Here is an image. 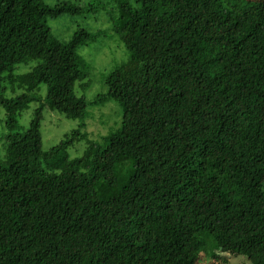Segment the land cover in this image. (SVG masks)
Wrapping results in <instances>:
<instances>
[{"label": "trees", "instance_id": "1", "mask_svg": "<svg viewBox=\"0 0 264 264\" xmlns=\"http://www.w3.org/2000/svg\"><path fill=\"white\" fill-rule=\"evenodd\" d=\"M115 1L129 59L96 100L120 125L44 149L45 109L87 115L77 48L98 34L48 20L96 4L0 0V264H205L197 231L264 264V0Z\"/></svg>", "mask_w": 264, "mask_h": 264}, {"label": "rangeland", "instance_id": "2", "mask_svg": "<svg viewBox=\"0 0 264 264\" xmlns=\"http://www.w3.org/2000/svg\"><path fill=\"white\" fill-rule=\"evenodd\" d=\"M60 0H44L47 4H55ZM85 4H96L94 9L80 14H62L57 18L48 20L52 32L62 40H67L70 35L79 27H84L91 32H98L93 41L77 48L78 53L88 64V75L82 82L84 86L76 83L75 88L78 94L86 98L87 115L80 119H69L58 111L44 110L42 121V146L49 148L57 143L65 133L84 123L87 139L98 140L100 136L106 135L115 130L121 122L122 106L115 99L96 100L99 94L106 92V85L103 78L113 69L120 67L129 59V52L120 42L117 34L113 31L111 17L118 13V5L115 0H71ZM33 61L32 63H34ZM27 70V67L20 65L18 72ZM42 89H45L43 84ZM31 107L24 111L20 122L26 125L30 118ZM1 130V125H0ZM85 139L75 142L68 148L71 157L79 156L85 148ZM194 243L202 241L200 248L201 260L205 264H251L242 255H234L228 250L221 249L208 233L197 231Z\"/></svg>", "mask_w": 264, "mask_h": 264}]
</instances>
